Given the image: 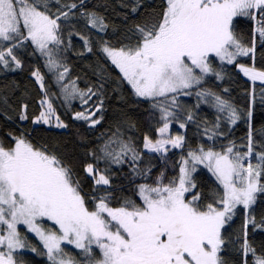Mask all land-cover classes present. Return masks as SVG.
<instances>
[{
  "label": "snow or ice",
  "instance_id": "1",
  "mask_svg": "<svg viewBox=\"0 0 264 264\" xmlns=\"http://www.w3.org/2000/svg\"><path fill=\"white\" fill-rule=\"evenodd\" d=\"M164 3L158 20L136 27L138 36L134 45L102 49L137 97L168 99L171 94L174 105L177 94L189 95L186 90L200 85L204 75L212 73L221 78L212 67L213 58L233 64L238 56L254 52L255 43L252 47L245 46L234 32L235 18L256 21L255 33L264 45V0H164ZM64 7L68 11H59L54 17L48 11L46 0H0V40H30L48 57L49 69L56 70L60 65L49 45L62 43L58 21L68 20L77 4ZM131 10L135 13L137 7ZM88 20L93 28L98 24L101 30L106 27L103 18L96 13H89ZM7 55L20 66L12 48H8ZM0 62L8 64L2 51ZM239 67L245 76L264 83V71ZM67 71L64 68L58 80H63ZM32 75L43 89L39 70ZM64 90L67 95L77 91L74 82L71 92L67 86ZM88 92L96 95L92 89ZM196 94L214 95L211 92ZM85 95L80 93L86 104ZM215 100L220 111L228 110L231 122L235 123L236 110L219 95H215ZM40 103L46 104L47 109L41 111L33 123L49 124L55 110L46 100ZM161 113L164 123L158 132L162 138L153 142L145 136L144 148L162 152L169 144L173 148L183 147V136L163 138L174 113L167 108H161ZM92 116L95 112H77L74 119L91 120L92 125L100 123ZM187 118L191 120L192 116ZM27 119L22 112L20 120ZM55 119L56 127H67L58 116ZM179 127L184 128L185 124ZM13 139L14 146L10 148L0 142V225L6 226V235L0 234V247L7 249V254L0 251V264H14L13 251L25 246L17 230V225L21 224L39 238L52 264H78L67 256L62 243L81 250L89 264H227L220 255L226 244L223 234L226 225L232 221L238 206L249 209L256 201V193L264 192V184L260 182L264 177V151H255L251 132L243 153L234 151L231 144L222 152L205 151L203 147L189 150L187 158L181 157L178 177L164 183L162 172L155 186H138L139 204L126 199L121 206L112 207L109 194L98 200L93 197L95 203L91 210L70 167L57 156L34 147L23 136ZM115 143H119V152L110 149ZM102 151L114 163H121L129 152L133 162L140 158L130 144L113 139ZM253 157L257 160L255 164L251 162ZM197 164H203L223 190L222 194L214 193L213 201L207 205H202L201 194L195 191L197 185L192 174ZM85 171L96 185H110L106 175L99 174L97 178L98 170L92 164L87 165ZM43 221H50L52 228H45ZM249 224L261 227L264 220L258 225L252 216L246 219L242 253L255 257L253 264H264V253L257 255L247 240ZM96 250L99 258H96Z\"/></svg>",
  "mask_w": 264,
  "mask_h": 264
},
{
  "label": "trees",
  "instance_id": "2",
  "mask_svg": "<svg viewBox=\"0 0 264 264\" xmlns=\"http://www.w3.org/2000/svg\"><path fill=\"white\" fill-rule=\"evenodd\" d=\"M46 3L54 17L59 11H68L64 5L77 4L68 20L61 18L58 21V35L62 43L55 50L60 68L68 69V81H73L77 89L87 94L83 99L88 102L85 104L79 94V99L77 96L74 102L64 99L56 79L47 69L44 57L30 40L11 43L2 50L8 64L0 62V142L5 148H10L14 146V137L23 136L34 147L57 156L72 169L90 210L94 208L93 197L98 200L109 194L112 207L121 206L126 199L141 203L137 195L138 186H155L162 172L164 183L178 177L181 157L186 158L189 150L203 147L204 150L224 151L231 144L234 151L243 153L247 150L251 132L255 151H264V85L244 77L237 64L212 59L214 70L220 73L221 78L211 74L201 85L190 90L189 95L177 94L173 105L171 96L156 100L137 97L119 69L102 51L105 46L120 49L134 45L138 36L136 27L153 19L158 20L165 6L164 0H59V3L57 0H46ZM132 7H137L135 13ZM89 13L102 17L106 27L101 30L98 24L93 28L88 20ZM256 27V21L247 17L234 20V32L242 43L247 47L255 43L254 52L243 56L239 63L264 70V45L255 33ZM8 48L13 49V55L20 61L19 67L7 55ZM37 70L43 77V89L32 75ZM88 89L96 95L89 93ZM197 92H211L214 94L211 97L219 95L226 100L236 110V122L232 123L230 115L220 111L216 101L207 103L208 95L204 98ZM42 100L52 104L54 116H58L67 127L33 123L40 112L47 109L46 104L41 105ZM153 104H158V107H153ZM97 108L100 110L97 111ZM161 108L174 113L169 118V130L163 138L172 137V133L179 131L184 137L183 147L173 148L169 144L162 152L144 148L145 136L153 142L162 138L158 132L164 123ZM90 110L95 112L92 119L100 123L92 125L91 120L74 119L77 112L88 114ZM22 112L28 116L27 120H20ZM189 115L191 120L187 118ZM181 123L185 124L184 128L179 127ZM110 139L130 144L140 158L133 162L129 152L122 157L121 163H114L102 151ZM110 149L119 152V143L111 144ZM251 162L257 163L255 157ZM89 164L98 170L97 178L99 174L106 175L110 185H96L93 177L85 171ZM192 176L197 185L195 191L201 194L202 205L212 202L214 193L222 194V186L205 168H200ZM260 182L264 184V177ZM249 216L258 225L264 220V192H257L256 201L249 209L238 206L232 221L226 225L223 233L226 244L220 255L227 264L254 262L255 257L250 254L244 256L241 250L244 225ZM45 223L52 228V224ZM4 229L6 226L0 225V234L6 235ZM21 230L25 248L15 254L16 261L19 264H52L40 240L25 228ZM247 240L256 249L257 255L264 253V225L254 228L249 224ZM33 248L36 251H32ZM62 248L78 264H89L81 250L71 245H63ZM6 250V247H0V251L6 253ZM96 258H99L98 250Z\"/></svg>",
  "mask_w": 264,
  "mask_h": 264
},
{
  "label": "rangeland",
  "instance_id": "3",
  "mask_svg": "<svg viewBox=\"0 0 264 264\" xmlns=\"http://www.w3.org/2000/svg\"><path fill=\"white\" fill-rule=\"evenodd\" d=\"M236 19V18H235ZM234 19V20H235ZM15 42H17L18 44L19 43H22L23 41H21V40H12V41H3V40H0V51H2L3 49H6V47L9 45V44H11V43H15ZM35 47H36V45H34ZM55 47H56V45H49V48H52L53 49V58L58 62V60H57V58H56V50H55ZM36 49H37V51L40 53V55H42L43 57H44V59H45V61H46V65H47V60H48V57L46 56V55H44L43 53H41V51L36 47ZM243 56H238L237 58H236V62H234L233 64H237L238 65V68H239V71L243 74V76L244 77H246L248 80H250V81H252V82H254V83H259V84H263L264 85V83H262L261 81H259V80H257V81H253L250 77H248V76H245L244 75V73L240 70V65H243L244 67H249V66H247V65H244V64H242V63H239V60L242 58ZM214 60H217V61H219L220 63H227L226 61H224V62H221L220 60H219V58H213ZM59 64V63H58ZM228 64V63H227ZM212 67H213V69L215 68V62L212 60ZM249 68H252V67H249ZM47 69L49 70V72H51L52 73V75L54 76V79H56V82H57V85L60 87V93H61V95H63V97H64V99L66 100V101H70V102H74L75 100H77V96H78V99H79V95H80V93H81V90H79V89H77V87L75 86V88L77 89V91H76V93L75 94H73V95H67L66 94V92H65V90H64V86H67V89H68V91L69 92H71V90H72V87H73V84L71 83V82H73V81H68V77H67V73H65V75H64V79L63 80H58V76H59V73L60 72H63L64 71V69H61L60 67L59 68H57L56 70H50L49 69V67L47 66ZM257 71H264V70H260V69H257V68H255ZM198 74H200L199 72H198ZM212 73H210V74H207V75H204V77H203V80H202V82H201V84L204 82V80L207 78V77H209L210 75H211ZM200 84V85H201ZM197 86H199V85H195V86H193L191 89H188V90H186V91H190V90H192L194 87H197ZM79 94V95H78ZM180 94H183V93H180ZM169 96H171V94H169ZM159 98H163V97H159ZM159 98H156V99H159ZM204 98H206V96H204ZM207 99H208V101H207V103H209V102H212V101H216L215 100V98H213V97H211V95H208L207 96ZM149 100H152V99H149ZM89 113L88 114H90V113H93L94 111L93 110H90V111H88ZM225 112L228 114V115H230V112L228 111V110H225ZM94 116H92V118H93ZM55 122H56V119H55V116L51 119V122L49 123V124H47V125H49V126H56V124H55ZM173 132V131H172ZM175 132H177L176 130H175ZM178 135H180V136H183L182 134H179V131L177 132V133H175V134H173L172 133V137L174 138V137H176V136H178ZM168 145H165V147H167ZM205 151H207V150H205ZM213 151H216V152H222V151H217V150H213ZM187 158V157H186ZM245 166H247V164L245 165ZM200 168H205V166L203 165V164H197L196 165V172L200 169ZM207 171H208V169L207 168H205ZM196 172H194V173H196ZM209 172V171H208ZM193 173V174H194ZM211 175H212V173L211 172H209ZM213 176V175H212ZM214 177V176H213ZM215 178V177H214ZM216 179V178H215ZM257 194V193H256ZM46 222H48V223H50L51 224V222L50 221H46ZM43 224H44V227L45 228H50V226L48 225V224H46L45 223V221H43ZM21 228H25L27 231H28V228H27V226L26 225H17V230H18V232L20 233V237H21V239L24 241L25 239H24V236H23V233H22V230H21ZM29 232V234L30 235H33V236H35L36 238H38L36 235H35V233H32V232H30V231H28ZM39 239V238H38ZM41 242V241H40ZM42 243V242H41ZM63 245H69V244H67V243H62V245H61V247L63 246ZM71 246H73L74 247V245H71ZM25 248V246L23 247V248H18V249H15L14 251H13V253H12V255H13V260H14V264H19L17 261H16V257H15V254L17 253V252H19V251H21V250H23ZM5 254H7V250H6V253Z\"/></svg>",
  "mask_w": 264,
  "mask_h": 264
}]
</instances>
